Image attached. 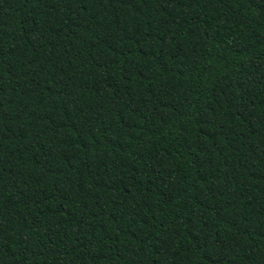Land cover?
<instances>
[{
    "label": "trees",
    "instance_id": "16d2710c",
    "mask_svg": "<svg viewBox=\"0 0 264 264\" xmlns=\"http://www.w3.org/2000/svg\"><path fill=\"white\" fill-rule=\"evenodd\" d=\"M0 264H264V0H0Z\"/></svg>",
    "mask_w": 264,
    "mask_h": 264
}]
</instances>
